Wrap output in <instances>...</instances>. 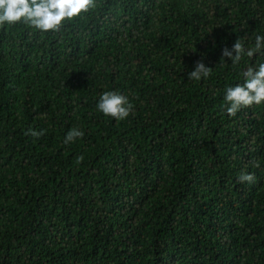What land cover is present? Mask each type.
I'll return each instance as SVG.
<instances>
[{
  "label": "trees",
  "instance_id": "16d2710c",
  "mask_svg": "<svg viewBox=\"0 0 264 264\" xmlns=\"http://www.w3.org/2000/svg\"><path fill=\"white\" fill-rule=\"evenodd\" d=\"M96 2L57 33L0 27V264H264V103L224 101L264 54L220 63L264 36V0ZM106 89L128 118L98 111Z\"/></svg>",
  "mask_w": 264,
  "mask_h": 264
},
{
  "label": "clouds",
  "instance_id": "9594fccd",
  "mask_svg": "<svg viewBox=\"0 0 264 264\" xmlns=\"http://www.w3.org/2000/svg\"><path fill=\"white\" fill-rule=\"evenodd\" d=\"M120 6L124 14L157 11L167 16L170 0H121ZM96 7V0H0V27L6 24H24L42 33H57L65 23L82 18ZM244 40L245 37H239L231 49L225 47L222 50L220 63L228 58L235 67L245 55L251 58L257 53L264 54V36L257 35L254 47L247 49ZM212 70L202 60L197 61L194 70L188 73V79L193 81L207 79L211 76ZM243 77V84L229 86L225 90V108L229 117H234L241 109L264 103V63L259 64L258 68L248 67L243 72ZM101 93L100 97H97L96 107L104 116L122 121L132 113L133 105L127 96L112 89H106ZM150 99L151 97L147 98ZM25 134L39 139L45 134V130L36 131L30 128ZM83 136V131L77 128L70 129L63 143H73ZM83 160L84 157L79 156L76 158V163L80 164ZM238 180L241 183H254L255 177L252 174L242 173Z\"/></svg>",
  "mask_w": 264,
  "mask_h": 264
}]
</instances>
